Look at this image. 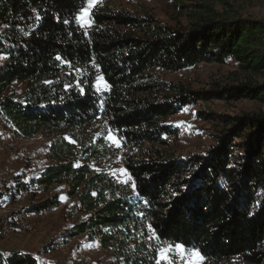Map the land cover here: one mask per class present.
Segmentation results:
<instances>
[{
  "label": "trees",
  "instance_id": "16d2710c",
  "mask_svg": "<svg viewBox=\"0 0 264 264\" xmlns=\"http://www.w3.org/2000/svg\"><path fill=\"white\" fill-rule=\"evenodd\" d=\"M222 1L226 13L200 3L174 26L93 9L86 29L76 17L87 0H0V117L21 138L52 137L53 164L37 180L45 189L67 185L88 218L66 238L89 231L114 253L112 264H157L164 243L197 249L203 264H264V110H201L215 130L209 152L183 157L171 145L180 136L171 117L200 100L264 104V19ZM203 62H232L230 79L245 82L193 91L160 75ZM99 77L110 88L97 93ZM110 133L128 151L151 147L142 159L125 157L129 181L93 170L108 155ZM58 204L46 199L28 211ZM0 264L46 263L0 249Z\"/></svg>",
  "mask_w": 264,
  "mask_h": 264
},
{
  "label": "rangeland",
  "instance_id": "374dc122",
  "mask_svg": "<svg viewBox=\"0 0 264 264\" xmlns=\"http://www.w3.org/2000/svg\"><path fill=\"white\" fill-rule=\"evenodd\" d=\"M228 1L236 14L264 19V0ZM200 3L210 4L220 13L230 10V7L222 0H97L89 8L87 23L79 20L78 22L80 25L83 23V28L88 29L92 25L93 9H117L136 15L149 14L168 25H186L190 19L188 12L194 10V6ZM85 7H88V0ZM80 14L81 11L78 15ZM2 61L3 59H0V63ZM233 71H236V67L232 62L226 64L203 62L179 71H160V75L167 81L182 83L193 91H209L215 81L234 84V81L230 79ZM238 81L234 85L245 82L242 78ZM263 81L264 79H258L259 83ZM16 88L21 91L24 85L16 84ZM201 110H212L217 114H228L233 117L241 113L264 110V104L250 99L200 100L195 105L184 109L182 113L172 116L170 122L177 125L180 136L172 141L171 145L180 156L206 155L215 143L213 121L204 118L200 114ZM110 134L119 141V147L108 139V155L104 161L93 164V170L105 169L121 181H129L130 174L124 165L125 157L142 159L143 154L148 152L147 148L151 150V147L146 145L141 152L128 151L121 147L119 138ZM51 142L52 137L41 133L31 139L21 138L0 117V149L11 154L13 162L22 164L23 167V170H14L8 175L9 173L6 174L8 169L5 167L2 170L0 163V175L6 190L10 193L6 206H0V248L8 252L24 250L34 253L40 262L46 264H112L115 261L114 253L103 248L97 237L93 238L89 231L76 234L69 240L66 238V232L77 223L85 221L88 215L78 212V199L67 193V185L54 184L45 189L38 182L40 174L53 164V160L49 158ZM18 193L19 195L24 193L22 194L24 196L21 197ZM54 198L58 200V205L49 207L50 209L44 208V211L40 212L28 211L31 204H40L46 199ZM176 245L179 244H160L159 253L162 250L171 249L167 255L174 264H187L189 258L186 256L182 262L175 252ZM184 249L187 251L193 248L184 247ZM200 257L202 259L196 260L195 264L206 262L201 254ZM224 264L243 263L233 259Z\"/></svg>",
  "mask_w": 264,
  "mask_h": 264
},
{
  "label": "snow or ice",
  "instance_id": "6c2138e0",
  "mask_svg": "<svg viewBox=\"0 0 264 264\" xmlns=\"http://www.w3.org/2000/svg\"><path fill=\"white\" fill-rule=\"evenodd\" d=\"M97 0H88V7H82L81 14L76 17L77 20L82 21L83 23H87L86 17L89 13V8H91ZM67 23V21H64ZM83 23L81 26H83ZM6 57L0 56V59H5ZM58 60H60V57H57ZM50 83V82H48ZM69 86H66V88ZM110 88V85L107 84L103 80V77H99L95 84V90L97 93H100L102 89H108ZM80 93L83 94V88H80ZM108 139L111 140L113 143H115L119 147V141L113 137L111 134H109ZM171 251V249L162 250L159 255V259L157 260V264H160V260L165 261V264H174V262L169 258L167 255V252ZM175 252L180 256L181 261L183 262L185 260V257L187 256L189 259L187 261V264H195L196 260L202 259L200 257V254L197 250L191 249V250H185L182 245H176L175 246Z\"/></svg>",
  "mask_w": 264,
  "mask_h": 264
},
{
  "label": "crops",
  "instance_id": "0c3cea01",
  "mask_svg": "<svg viewBox=\"0 0 264 264\" xmlns=\"http://www.w3.org/2000/svg\"><path fill=\"white\" fill-rule=\"evenodd\" d=\"M12 155L11 154H8V153H6L5 152V150L4 149H0V163L2 164L1 165V168H2V170H3V168H7L8 169V171H6V174H8V175H10V173H12L14 170H16V171H19V169H21V170H23V167H22V164H19V163H17V164H15V162H13V160L11 159L12 157H11ZM14 158V157H13ZM18 159V158H17ZM14 163V164H13ZM5 164H7L8 166H6ZM8 175H6V178L7 179H9L8 178ZM0 190H1V195H0V199L3 201V200H6L7 199V193H6V190L5 189H3V188H0ZM2 191H4L5 193H3ZM1 206V205H0ZM1 249V248H0ZM3 252H5V253H7V254H9V253H11V252H8V251H6V250H3V249H1Z\"/></svg>",
  "mask_w": 264,
  "mask_h": 264
},
{
  "label": "bare ground",
  "instance_id": "6f19581e",
  "mask_svg": "<svg viewBox=\"0 0 264 264\" xmlns=\"http://www.w3.org/2000/svg\"><path fill=\"white\" fill-rule=\"evenodd\" d=\"M0 188H3V189L6 190V188L4 186V183H3V178H2L1 175H0ZM6 193H7V199L6 200H3V201L0 199V203H1L0 205H2V207L6 206V204L9 202V199H10V193H9V191L6 190ZM22 194H24V193H21L20 195L18 193L19 196L23 197L24 195H22ZM6 227H7V225H6Z\"/></svg>",
  "mask_w": 264,
  "mask_h": 264
}]
</instances>
